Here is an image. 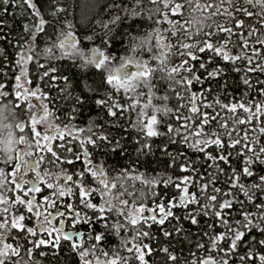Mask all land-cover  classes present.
Instances as JSON below:
<instances>
[{"label":"snow or ice","instance_id":"obj_1","mask_svg":"<svg viewBox=\"0 0 264 264\" xmlns=\"http://www.w3.org/2000/svg\"><path fill=\"white\" fill-rule=\"evenodd\" d=\"M74 11L64 0H0V69L15 81L0 82V264H41L34 255L46 264H264V99L207 102L229 73L234 87L264 97V63L254 62L264 57V0H105L82 28L68 19ZM250 41L260 46L252 55ZM156 91L173 107L153 105ZM12 108L16 122L3 123ZM93 112L85 127L73 123ZM157 153L176 180L147 175ZM97 155L129 163L112 176ZM160 183L178 194L161 195ZM109 234L129 255L109 258ZM194 236L207 237L195 245L205 258L183 257Z\"/></svg>","mask_w":264,"mask_h":264},{"label":"trees","instance_id":"obj_2","mask_svg":"<svg viewBox=\"0 0 264 264\" xmlns=\"http://www.w3.org/2000/svg\"><path fill=\"white\" fill-rule=\"evenodd\" d=\"M64 2L71 4L73 6L74 10H75L74 11V15H70L68 17V19L70 21H72L73 23L77 24L78 28H82L84 26V23L87 20L92 19L97 13H99L101 7L105 3V0H64ZM14 11H16V10L15 9H11V8L9 9V13H8V15L6 17L9 20V22H11V14ZM217 19H220V18H217ZM255 23H256V21L254 20L253 24H255ZM165 27H167V25H165ZM258 35H259V33H258ZM4 47H6V45L3 42H0V48H4ZM42 47H44L43 44H41V48ZM253 47L259 48L260 46L259 45H255V44H253L250 41V47H249V49H247L249 55H252V48ZM7 52L9 54H13L14 55V49H12L11 47H7ZM56 55L59 56L60 53L57 51ZM201 55H203V54H201ZM2 59L3 58L0 57V60H2ZM42 62H44L43 61V57H42ZM254 62L255 63H264V57H258V58L254 57ZM52 63L56 64V65H60V64H65L66 65L67 62L66 61H60V60H53ZM6 71H7V69H0V82H3L8 87H11V86L14 85L15 81H14V79H9V77L12 76L11 72L8 73V77H5L3 75V73L6 72ZM30 72L32 74H34V69L31 66H30ZM15 74L16 75L19 74V71L17 70L15 72ZM239 75H244V73L242 72ZM251 75H252V78L254 80L255 79V74H251ZM238 78H239V76L237 74L229 73L228 76L226 77L227 83H228L227 89L226 90L225 89H221L220 92L213 91L212 96L208 98L207 102H214L215 98H219L221 100V103H233V102H236V101H247L250 96L254 97L257 102H259L260 99H264V97L258 96V94L256 93L255 90H248L245 86H243L242 83H241L239 88L234 87V81L238 80ZM261 78L264 79V76H262ZM205 87H206V85H205ZM213 87L215 88V85H213ZM257 87H259V86H257ZM200 88H201V85L197 84L192 89V91H198V90H200ZM141 91L145 94L143 97H141V105H143L144 103H147L148 90L146 88H142ZM225 92H226V95H225ZM53 95H55V93H53ZM162 95H164V92H162V91H156L155 92V96L152 99L153 105L161 106L164 103H168L169 107H173V105L175 104V99H172L170 102H164V101H161L160 99H158V97H161ZM169 95L171 96V93H169ZM10 99H12V98L10 97L9 100ZM16 102L17 103H21V101H16ZM6 103H8V100L0 99V106H3ZM9 107L10 108L12 107L11 104H9ZM216 107H217V111H221V115L222 116H227L228 115L226 112L220 110L219 106H216ZM148 111H149V113H151V109H149ZM253 111H255L254 108H253ZM16 112H17V110L14 109V108H12L11 112H6L5 115L8 116V120L3 121V123L11 124V123L16 122L13 119V114L16 113ZM88 115H93L94 116L95 113L94 112L91 113V114L85 113L84 116L78 118L73 123H75L79 127H85L86 123H87ZM244 116H246V114H244L241 111V118H244ZM261 119H264V117H262ZM231 126H232L231 125V121H229V127L231 128ZM241 127H247L249 129V134L250 135L257 134V133H253L251 131V127H252L251 125H246V126H241ZM18 133H19V130L18 129H14V134H18ZM233 135H235V133H233ZM241 135H243L242 132H241ZM2 148H3V145H0V149H2ZM189 155H192L193 158L196 157V154L192 153L190 150H189ZM157 158H160V154L159 153H157L156 157H152L154 163L151 166V168L155 169V171L148 170L147 175L149 177L158 175V178H160L161 180H164V179H167L168 177L171 176L173 180H176V177L181 175V173H179L178 169L176 171H173L171 169L166 170L163 165L157 164L156 163ZM94 163H99V164L104 165L105 169L109 171L110 175L114 176V175H116V173L111 171L112 168L113 167L119 168L120 166H126V165H128L129 161L124 159V158H120L119 160H117V158L114 157V156L97 155L95 157ZM234 166H235V164H234ZM77 167H79V162H77ZM139 172H141V173L145 172V168L143 166H139ZM69 174H71V170H69ZM224 180H225V177L223 175H221L219 177V181L216 184V187L224 188L225 187ZM133 183L135 184V189H136V194L137 195L139 194V190H141V189H143L145 192H147V189L144 188V186L141 185L139 183V181L133 182L130 179L128 180V184H133ZM129 190L131 191L132 189L130 188ZM154 190L159 192V193H161V195H163V193L165 191H167L169 196L176 195L179 192L178 189H176L175 187H173L171 185H169V187L167 189H165L163 183H160V184L156 185ZM190 190L194 191L195 189H190ZM225 190H227V189L225 188ZM209 192H211V187H209ZM45 194H47V193H45ZM4 195L5 196H9V195H13L14 196V195H16V193L15 192H13V193H4ZM241 198H243L242 193H241ZM93 202L98 203L99 202V197L97 196L94 199ZM146 202L149 203V206H151V198L150 197H149V199ZM137 203H139V201ZM5 206L6 205H0V212H2V210H3V208ZM129 206L131 207V200H130ZM176 211H177V215H179L182 210H176ZM233 215H235V213H233ZM121 219H123V218H121ZM205 221L208 222V223H211V218L210 217H204L202 219V223H204ZM185 225L187 226V222H185ZM31 226H35V219H33L32 223H31ZM79 227H80L81 231H85V233L87 234V227L86 226H79ZM95 227H96V230L98 232L99 231H103V227H102L101 224H96ZM68 230H71V229H68ZM222 230L223 229H219V231H222ZM152 231H153L154 234L159 235V233L156 232L155 227L152 229ZM192 231H193V233L197 232V229H196L195 226L192 227ZM121 235L122 236L127 235V238L130 240L132 233L131 232H128V233H123L122 232ZM49 239H51V238H49ZM197 241H199L201 243H206L207 242V237H204L203 239H201L199 236H194L191 239V242L185 241V243L183 245V257H189L190 256L189 249H191L192 253H196L197 257H200V258H205L206 257V253L203 250H197V248L195 246ZM6 242L13 243V241L11 239L7 240ZM144 242L145 243L155 244L154 240L153 241L145 240ZM106 243H107V247H103V245L101 247H103V251L109 252V258H111V254H112L113 250H119L120 251V255H124V256L129 255L126 251L120 249V237L115 236L113 234H109L108 237H107ZM221 245L222 246L224 245L223 241H221ZM87 246L88 245L86 244L85 247H87ZM209 247H210V245H209ZM241 254H242V252H241ZM65 255H67V253H65ZM96 256H98L101 261H103L105 259V257L102 255V252L99 251V250L96 252ZM21 257H23V260H27L28 259L27 255L25 254L24 251H21ZM33 258L37 259V260H40L41 264H46L44 259L41 258V257H37V256L34 255ZM89 258L92 259L93 260V264H95V257L90 256ZM192 258H195V257H192ZM218 258H219V256H217V259ZM152 259H159V258L153 257ZM233 259L236 261V264H239L238 257H233ZM22 264H23V261H22Z\"/></svg>","mask_w":264,"mask_h":264},{"label":"rangeland","instance_id":"obj_3","mask_svg":"<svg viewBox=\"0 0 264 264\" xmlns=\"http://www.w3.org/2000/svg\"><path fill=\"white\" fill-rule=\"evenodd\" d=\"M132 70H134V69H132ZM18 75V74H17ZM15 84V83H14ZM35 102V101H34ZM0 145H2V144H0ZM21 147H23V146H21Z\"/></svg>","mask_w":264,"mask_h":264}]
</instances>
